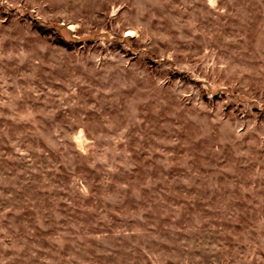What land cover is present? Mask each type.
I'll list each match as a JSON object with an SVG mask.
<instances>
[{
  "label": "rangeland",
  "instance_id": "374dc122",
  "mask_svg": "<svg viewBox=\"0 0 264 264\" xmlns=\"http://www.w3.org/2000/svg\"><path fill=\"white\" fill-rule=\"evenodd\" d=\"M0 264H264V0H0Z\"/></svg>",
  "mask_w": 264,
  "mask_h": 264
}]
</instances>
